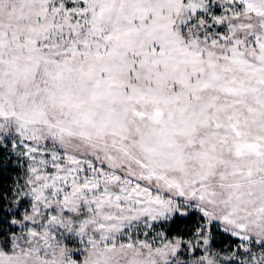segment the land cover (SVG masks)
<instances>
[{
	"label": "snow or ice",
	"instance_id": "obj_1",
	"mask_svg": "<svg viewBox=\"0 0 264 264\" xmlns=\"http://www.w3.org/2000/svg\"><path fill=\"white\" fill-rule=\"evenodd\" d=\"M0 264H264V0H0Z\"/></svg>",
	"mask_w": 264,
	"mask_h": 264
}]
</instances>
